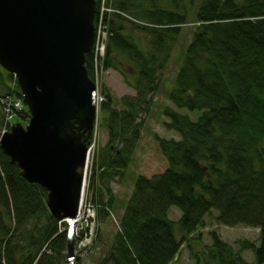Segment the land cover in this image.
Returning <instances> with one entry per match:
<instances>
[{"label":"trees","instance_id":"1","mask_svg":"<svg viewBox=\"0 0 264 264\" xmlns=\"http://www.w3.org/2000/svg\"><path fill=\"white\" fill-rule=\"evenodd\" d=\"M96 1L97 14L102 0ZM105 1L116 12L105 18L109 37L100 68L119 71L135 95L123 96L118 108L102 85L107 101L101 124L109 135L95 155L88 186L97 206V238L99 222L116 206L112 181L127 172L142 138L141 114L161 88L183 29H194L166 92L171 104L162 107L164 127L178 138L153 133L168 167L135 176L119 229L97 264H171L213 210L221 224L260 228L259 244L243 243L256 262L212 232V243L193 253L196 264H264V0H202L194 14L192 6H181L183 0H167L169 7L150 0ZM85 64L94 78V51L86 53ZM0 86V97L23 98L5 69ZM179 109L201 113L194 120ZM30 117L26 106L18 120ZM4 118L3 112L0 129ZM47 195L0 145V264L67 261L68 225L52 215ZM172 206L182 211L178 221L169 217Z\"/></svg>","mask_w":264,"mask_h":264},{"label":"water","instance_id":"2","mask_svg":"<svg viewBox=\"0 0 264 264\" xmlns=\"http://www.w3.org/2000/svg\"><path fill=\"white\" fill-rule=\"evenodd\" d=\"M96 4L0 0V66L16 76L31 113L0 145L28 181L48 191L52 215L68 223L69 264H76L74 219L96 118L95 82L85 64L95 48Z\"/></svg>","mask_w":264,"mask_h":264},{"label":"rangeland","instance_id":"3","mask_svg":"<svg viewBox=\"0 0 264 264\" xmlns=\"http://www.w3.org/2000/svg\"><path fill=\"white\" fill-rule=\"evenodd\" d=\"M201 1L202 0H192L191 2V0H183L180 4L181 6H192V13L194 14ZM150 2L157 6H171L170 2L167 0H150ZM193 29L194 27L192 24L183 29L178 42L175 44L172 59L162 74L163 82L161 88L158 93L153 95V100L148 110H145L141 114L143 121L142 138L135 150L133 161L123 176L117 175L112 181L113 192L117 198L115 209L106 214L104 221L99 222L101 235L97 238L92 248L87 251L79 252L78 247L75 246L76 257H81L80 262L76 259V264H97L101 258L107 254L119 229V219L123 213L125 203L133 191L135 176L139 173L152 176L163 172L168 167V162L162 155L158 143L154 139L153 133H157L160 136L169 135V130H166L163 125V121L166 118L162 115V107L166 104H171L166 96V92L174 85V77L180 67L183 52L192 39ZM0 69L3 68L0 66ZM100 82L102 85L105 83L110 89L112 96L116 98L115 105L118 108H121L120 99L125 95H130L126 94L127 92L135 93L134 89L126 82L124 76L114 69L103 72ZM3 92L4 86H0V96ZM117 103L119 105H117ZM179 111L189 114L194 120H196L201 113L199 110L188 111L186 109H179ZM100 114L101 113L97 114L98 119L97 115L95 118V155L97 151L100 152L102 147L105 146L109 135L108 131L101 124ZM2 117L3 112L2 107L0 106V120H2ZM18 122L19 120L15 119V123ZM90 167L92 169L91 164ZM88 173L90 175V169ZM181 215L182 211L178 207L172 206L170 208L169 217L171 219L178 221ZM217 215L218 212L213 210L205 217L204 225L193 233L192 238L183 244L181 253L174 259L173 264H196L194 254L203 251L205 246L212 243V232H216L224 241L233 247L234 251L239 252L248 262H256L254 252L251 249H246L243 246V243L248 241L259 244L261 241L260 228L242 224L236 226L224 225L218 222L216 218ZM76 228L79 230V227L75 225V237L77 236ZM178 233L180 234L179 231ZM63 264H69L68 257L67 261ZM201 264H203V262H201Z\"/></svg>","mask_w":264,"mask_h":264},{"label":"built area","instance_id":"4","mask_svg":"<svg viewBox=\"0 0 264 264\" xmlns=\"http://www.w3.org/2000/svg\"><path fill=\"white\" fill-rule=\"evenodd\" d=\"M116 12V10L108 7L105 0H102L100 7L97 13V22H96V35H95V68H94V82L95 89L92 91L91 100L92 104L95 106L96 115L101 113V106L104 102L107 101L106 95L102 91L101 87V76L103 71L100 68V61L104 58L107 50V43L109 37L108 25L106 23V16L108 13ZM0 104L3 108L5 115L3 126L0 129V138L3 134L8 132L16 117L19 116V112L23 111L26 107L24 100L15 95H5L1 97ZM101 115V114H100ZM98 119V115H97ZM97 123V122H96ZM96 145L95 138L92 141L88 149V157L86 166L84 169V184L83 191L80 201V208L78 215L76 217V224L79 227V230L76 228V246L79 249V252L87 251L92 247L94 241L97 237V206L94 204L89 196L88 186L91 176V167L92 166L95 152L94 147ZM90 169V175H89Z\"/></svg>","mask_w":264,"mask_h":264},{"label":"crops","instance_id":"5","mask_svg":"<svg viewBox=\"0 0 264 264\" xmlns=\"http://www.w3.org/2000/svg\"><path fill=\"white\" fill-rule=\"evenodd\" d=\"M135 91V90H134ZM126 94H130V95H135V93L134 92H132V93H129V92H127ZM113 98H114V101H116V98L113 96ZM115 103V102H114ZM117 105H119L118 103H117ZM116 106V105H115ZM166 129V128H165ZM167 130V129H166ZM169 133V135L168 136H166V135H163V137H175V138H178V134L176 133V132H174V131H169L168 132ZM176 135V136H175ZM171 264H173V262L171 263Z\"/></svg>","mask_w":264,"mask_h":264},{"label":"bare ground","instance_id":"6","mask_svg":"<svg viewBox=\"0 0 264 264\" xmlns=\"http://www.w3.org/2000/svg\"><path fill=\"white\" fill-rule=\"evenodd\" d=\"M74 222H75L74 224H76V218L74 219Z\"/></svg>","mask_w":264,"mask_h":264}]
</instances>
